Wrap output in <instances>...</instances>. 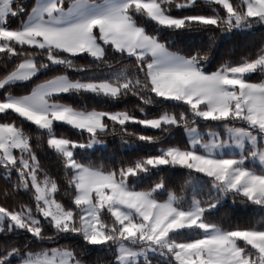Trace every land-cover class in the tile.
<instances>
[{"label": "snow or ice", "instance_id": "1", "mask_svg": "<svg viewBox=\"0 0 264 264\" xmlns=\"http://www.w3.org/2000/svg\"><path fill=\"white\" fill-rule=\"evenodd\" d=\"M0 91V264H264V0H0Z\"/></svg>", "mask_w": 264, "mask_h": 264}, {"label": "trees", "instance_id": "2", "mask_svg": "<svg viewBox=\"0 0 264 264\" xmlns=\"http://www.w3.org/2000/svg\"><path fill=\"white\" fill-rule=\"evenodd\" d=\"M28 2L31 3V0H28ZM177 43H178V44H181V45H183V46H185V47L189 46L188 41H186V40H184V41H177ZM16 91L19 92L20 89L17 88ZM0 95H2V91H0ZM69 102L80 103V101H69ZM87 102H88V104H89V107H92V106H98V105H97V102L94 101V100H91V99H90V100L87 101ZM131 106H132V103L129 102V107H131ZM121 107H123V105H121ZM26 126H27V124H26ZM58 131L65 133L66 135H68L69 137H71V138H73V139L76 138L75 135H74V130H71V129L68 128L67 126L61 128V129H58ZM147 150H148V149H145V151H147ZM141 154H143V153H141ZM96 155H97V157H100V156H107V155H109V153H97ZM126 155H133V154H132V153H127ZM45 163H46V166H47V167H49L53 172H55V170H56V162H55L54 159H51V160H49V159H45ZM245 219H246V215H245L244 213H242V212H238V213H237V220H238L239 222H243Z\"/></svg>", "mask_w": 264, "mask_h": 264}]
</instances>
